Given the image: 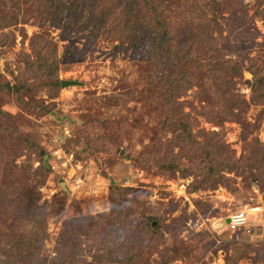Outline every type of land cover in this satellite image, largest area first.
<instances>
[{"label": "rangeland", "instance_id": "rangeland-1", "mask_svg": "<svg viewBox=\"0 0 264 264\" xmlns=\"http://www.w3.org/2000/svg\"><path fill=\"white\" fill-rule=\"evenodd\" d=\"M32 1L0 0V263L264 264V90L253 98L250 87L252 70L264 80V0H159L196 11L170 27L176 81L192 84L173 99L147 49L158 38L120 40L118 12L109 33L62 32L36 21ZM187 26L204 35L188 41ZM192 43L208 51L192 53L200 69L182 57ZM206 57L241 68L230 74L241 114L227 111L232 88H210ZM29 204L45 233L23 258L11 230ZM249 206V232L230 231L228 217Z\"/></svg>", "mask_w": 264, "mask_h": 264}, {"label": "trees", "instance_id": "trees-1", "mask_svg": "<svg viewBox=\"0 0 264 264\" xmlns=\"http://www.w3.org/2000/svg\"><path fill=\"white\" fill-rule=\"evenodd\" d=\"M29 1V0H28ZM40 4L32 1L33 12L32 16L35 15L36 21L42 23H49L50 26L57 27L61 29L62 32L72 33L79 30L89 29L91 33L100 34V33H109L112 31V21L111 16L115 12H118V16L123 15V20L120 21L119 17L117 19H113L114 21H118V24H121L122 29L120 32H115L116 37L120 40L126 42H142L145 40L144 33L148 36H152V39L156 41L159 39V46L148 47V52L150 57H154L157 53L160 54V63H163V66L166 70H168L167 75H165V82L167 84V88L165 92L169 94L178 93V91H185L186 89H190L192 84L189 80L183 79L181 83H177L176 80H180L176 78L177 71L174 70L173 65L175 62V58L177 56H172L173 51L171 47L168 45L169 40H172V29L170 27H174L172 21L174 23L177 22L178 19L183 18V20H179L177 26L183 27L187 24L189 25L191 20L196 21V11L192 9H188L180 14L174 12H168L165 8L162 1L159 0H128L129 8L125 11V4L122 7V10L118 11L114 5L109 6L106 0H39ZM179 2V0H178ZM194 4V3H193ZM196 5V4H194ZM118 6H121L119 4ZM174 10V9H173ZM192 11V12H189ZM144 14V15H143ZM143 15V16H141ZM201 27H199L200 29ZM204 30L200 31L198 29H191L190 27H185L180 32V35L184 36L185 39H197V36L201 37L204 35ZM4 35L0 36V43H4L5 41ZM40 39V35H34L33 40ZM143 43V42H142ZM197 43V42H195ZM51 45L50 40H46L44 45ZM210 46H203L204 49H209ZM184 51L182 53V57L186 63L191 65L192 67H196V69H200L201 62L200 60H196V56H192L193 52H197L196 54H201L206 56L208 51H201L200 46L197 44H188L184 47ZM193 48V49H192ZM175 57V58H174ZM207 60H204V65L208 67L209 74L215 78L213 81L211 89L215 90V93L222 94V91L226 89L232 88V92L228 95L225 91L224 100L227 103L228 110L230 113H234V109L237 110L238 115L241 114L243 109L247 107L246 102L243 100L241 94H238L234 91L233 88V79L230 74L236 75V77H241V68L237 65H230V67H225V61L222 60H210V57H206ZM214 64H212V62ZM180 65V62H178ZM200 66V67H199ZM203 66V65H202ZM252 83L250 85L252 97L254 98V94L256 92V88L264 90V80L257 76L256 71L252 70ZM175 75V77H174ZM169 85V86H168ZM190 85V86H189ZM171 86V87H170ZM225 88V90H224ZM173 89V90H172ZM168 94V95H169ZM220 94V96H221ZM169 95L172 99L175 98V95ZM180 95V94H178ZM176 95V96H178ZM216 97V96H214ZM264 98V95H262ZM171 99H164L163 107L166 108V105L169 104ZM171 123V129H178L180 126L179 121L170 122L169 118H166L164 124ZM163 124V125H164ZM176 138V137H175ZM215 174V173H213ZM213 174L210 176L207 175L204 179H207L205 183H208L207 187L213 188L219 182L214 179ZM209 179V180H208ZM203 184L198 185L197 188L200 189ZM202 188H205L203 186ZM36 203V202H35ZM34 204H29V209L22 208L25 215L30 217L28 222L24 221V219L18 218L12 224L11 233L14 234L12 240L16 242H12L6 238L2 243L4 245L11 243V248L18 250L19 255L24 258L30 254L31 249L34 247L35 243L38 242L40 235H44L45 231H41L39 228L38 219L35 216V213H32L31 210ZM38 211H41V208L36 207ZM26 222V223H25ZM40 234V235H39ZM16 237V239H15ZM3 236H0V239ZM2 241V239L0 240ZM7 252L10 253L8 249ZM1 264V263H0Z\"/></svg>", "mask_w": 264, "mask_h": 264}, {"label": "built area", "instance_id": "built-area-1", "mask_svg": "<svg viewBox=\"0 0 264 264\" xmlns=\"http://www.w3.org/2000/svg\"><path fill=\"white\" fill-rule=\"evenodd\" d=\"M258 210V207L250 206L247 209L240 210L228 217L226 226L233 233H242L244 231L249 232L247 227L249 223V216L258 212Z\"/></svg>", "mask_w": 264, "mask_h": 264}]
</instances>
